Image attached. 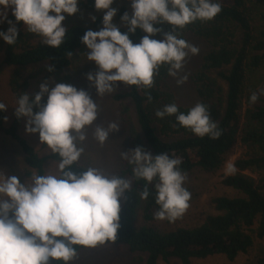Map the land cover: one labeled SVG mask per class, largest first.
<instances>
[{
	"label": "clouds",
	"instance_id": "1",
	"mask_svg": "<svg viewBox=\"0 0 264 264\" xmlns=\"http://www.w3.org/2000/svg\"><path fill=\"white\" fill-rule=\"evenodd\" d=\"M79 2L0 0V24L9 25L6 32L0 31V40L8 46L17 41V28L7 20L11 9L15 22L40 37L43 45L59 48L67 32L62 22L77 13ZM113 2L93 0L94 9L105 13L102 28L86 31L81 38L88 49L87 61L97 68L95 74L86 77L97 96L112 93L117 83L149 89L161 65L168 66L169 76L179 77L178 86L184 84L187 76H180L184 61L190 54L197 55L199 48L178 38L175 30L196 21L213 20L221 12L219 0H128L132 15L121 16V23L127 26L125 33L112 24L116 15V9L110 7ZM157 23L172 27L171 33L159 41L150 38L160 31L154 27ZM137 29L145 35L134 44L129 35ZM45 95L47 99L41 104ZM258 99L259 95L252 93L249 103ZM7 108L0 102V112ZM14 115L17 119L26 118L25 133L38 134L40 144L58 155L59 163L57 174L33 175L31 183H20L18 177L6 178L0 173V264H73L78 249H95L114 242L120 228L121 200L131 190L133 180L145 182L140 193L142 200L149 197L148 186L152 185L158 206L156 220L174 222L189 208L191 194L183 187L186 174L180 170L182 160L167 153L153 157L140 147L121 152V159L132 169L131 179L109 176L91 166L79 173L71 170L84 153L85 129L98 118V105L86 91L62 83L49 89L45 82L33 98L27 94L19 96ZM155 115L160 119L175 116L180 127L200 138L216 140L221 136L218 125L201 103L187 114L178 112L175 103L167 104ZM117 131L119 124L115 122L107 127L97 125L93 136L102 146L110 133ZM236 171L228 163L225 175Z\"/></svg>",
	"mask_w": 264,
	"mask_h": 264
},
{
	"label": "trees",
	"instance_id": "2",
	"mask_svg": "<svg viewBox=\"0 0 264 264\" xmlns=\"http://www.w3.org/2000/svg\"><path fill=\"white\" fill-rule=\"evenodd\" d=\"M221 12L211 21H196L176 29L178 38H197L206 44L207 51L198 68L190 76L197 103L205 105L210 119L218 125L221 136L212 140L195 136L190 130L180 127L175 116L157 118L155 113L165 105L175 103L178 112L187 114L191 108L176 103L170 87L168 66L161 65L153 77L152 87L138 89L126 87L123 93L114 96L115 102L129 100L136 117L132 124L129 109L121 105V117L129 138V151L140 147L153 157L167 153L171 158H180V170L189 174L200 169L207 174L221 172L234 150L244 149L236 157L232 175L220 174V184L237 192L236 197H218L212 200L215 214L192 227L159 228L155 213V192L149 185L150 195L140 198L145 187L143 180H133L131 190L122 199L120 228L116 240L97 246L95 249H78V254L109 245H123L144 264L169 263L177 260L180 264H193L194 260L222 256L234 263L241 255H247L257 242H264V0H219ZM81 10L96 13L93 0H82ZM131 13L121 8L116 19ZM8 21L17 28L18 37L14 45L8 46L0 40L3 64L13 69L9 86L15 101L21 94L30 99L34 95L26 92L28 80L25 70L46 65L45 77L58 79L85 50L81 38L86 31H98L99 19L90 27L71 24L65 26L66 38L59 48L53 49L41 43V38L27 32L22 23H16L13 16ZM7 22L0 25L6 32ZM160 31L151 39L162 40L172 31L168 24H154ZM127 32V26L119 29ZM145 35L137 29L129 39L137 44ZM51 67L52 71H48ZM42 71V70H41ZM42 73V72H41ZM252 93H257L256 103H249ZM150 97V101H149ZM47 96L42 99L43 104ZM122 104V103H120ZM34 113L37 109H33ZM128 119V122H127ZM5 120V111L0 112V127ZM26 118L17 119L13 114L11 125L5 130L19 148L25 166L24 177L57 174L58 155L41 144L45 155H40L20 135V127ZM88 167L80 159L72 171L81 172ZM116 175L131 179L132 169L125 162ZM161 227V226H160ZM50 264L59 262L50 261ZM255 264H264V254Z\"/></svg>",
	"mask_w": 264,
	"mask_h": 264
},
{
	"label": "rangeland",
	"instance_id": "3",
	"mask_svg": "<svg viewBox=\"0 0 264 264\" xmlns=\"http://www.w3.org/2000/svg\"><path fill=\"white\" fill-rule=\"evenodd\" d=\"M82 1V0H80ZM79 4V3H78ZM111 8L119 9L125 8L131 14V6L128 0H114ZM78 11L75 15L66 16L62 22L65 27L71 24L90 27L99 19L102 28V18L104 11L96 13L81 10L77 5ZM2 11V10H0ZM12 16L11 9L8 10L7 19ZM95 18L93 22L92 18ZM112 24L118 29L123 28L124 25L116 19V15L112 20ZM1 25V24H0ZM187 42L199 48L197 55H189L184 61V68L181 70L180 76H187V81L182 85H177L176 80L179 77L173 78L170 76L169 84L172 88L176 103L183 108H192L197 104L194 89L190 82V76L198 68L203 55L207 51L206 44L194 37H190ZM88 49L80 53L79 57L71 64V66L58 78L45 77L43 72L46 65L38 67H30L25 70V77H31L28 80L26 92L34 95L39 91V86L47 82L49 89L56 84L72 85L78 90H84L91 97L93 102L98 105V118L92 126L85 129L87 136L83 143L84 153L80 157V163L87 167L99 168L106 175H116L124 167L126 161L121 159V152L129 151V138L125 129L124 121L121 117V105L129 109V117L132 124L136 125V117L133 110L132 103L129 100L123 102H115L114 96L123 93L126 90L125 85L117 83L115 90L112 93H106L103 96H97L96 90L89 84L86 77L89 73L95 74L97 68L93 62L87 61ZM42 70V71H41ZM13 72L3 64V54L0 51V102H3L8 108L5 110V120L0 127V173L5 177L16 176L20 183H31V178L24 177L25 166L23 164V157L16 143L7 135L5 130L11 125L16 101L9 86L10 76ZM42 72V73H41ZM46 96V95H45ZM122 103V104H120ZM115 122L119 124V131L110 133L108 140L101 146L96 142L93 136L94 129L97 125L107 127L109 123ZM128 122V119H127ZM25 123L23 121L20 127V135L32 146L40 155H45L41 150L38 134H26ZM137 126V125H136ZM244 149L238 146L231 157L228 158L225 166L221 172L215 174H207L200 169H195L191 173L186 174V180L183 187L186 188L191 198L189 201V208L184 215L174 222L167 220L159 221L156 225L162 229L167 223L169 227H192L201 224L205 217L215 214L212 200L218 197H236V191L223 187L220 184V174H225V169L228 163H233L234 159L242 154ZM122 206V200H121ZM161 226V227H160ZM264 254V242H257L253 249L247 255H241L234 263H229L222 256L209 257L205 260H194L193 264H255L256 259ZM135 256L129 253L128 249L123 245H109L96 250L81 252L77 255L73 264H144L145 256H142L140 262L134 260ZM158 264H167L159 261ZM168 264H180L177 260H170Z\"/></svg>",
	"mask_w": 264,
	"mask_h": 264
}]
</instances>
